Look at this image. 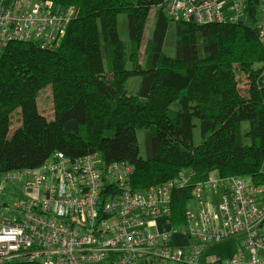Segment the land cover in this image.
I'll use <instances>...</instances> for the list:
<instances>
[{
  "label": "trees",
  "instance_id": "1",
  "mask_svg": "<svg viewBox=\"0 0 264 264\" xmlns=\"http://www.w3.org/2000/svg\"><path fill=\"white\" fill-rule=\"evenodd\" d=\"M37 1L74 7L77 14L57 48L15 41L0 55V174L39 167L60 151L70 158L96 153L103 165H129L133 190L181 172L192 183L213 175H258L264 160V46L256 29L172 21L161 7L164 0ZM153 8V28L143 45ZM119 14L127 18V42L119 37ZM170 23L173 56L163 50ZM133 77L140 83L129 95L126 83ZM48 86L52 119L37 108V96ZM242 122L248 124L243 135ZM139 130L145 131L143 155ZM185 208L180 191L172 198L174 226L184 221Z\"/></svg>",
  "mask_w": 264,
  "mask_h": 264
},
{
  "label": "built area",
  "instance_id": "2",
  "mask_svg": "<svg viewBox=\"0 0 264 264\" xmlns=\"http://www.w3.org/2000/svg\"><path fill=\"white\" fill-rule=\"evenodd\" d=\"M161 7L172 21L253 27L264 46V0H164ZM76 14L50 1L0 0V55L15 41L57 48ZM130 171L103 165L96 153L55 151L39 167L1 173L0 262L264 264V160L255 177L192 183L181 172L142 190L131 188ZM180 191L184 221L174 226L172 198ZM225 241L235 245L232 256L211 252Z\"/></svg>",
  "mask_w": 264,
  "mask_h": 264
},
{
  "label": "rangeland",
  "instance_id": "3",
  "mask_svg": "<svg viewBox=\"0 0 264 264\" xmlns=\"http://www.w3.org/2000/svg\"><path fill=\"white\" fill-rule=\"evenodd\" d=\"M154 12L155 9H151L150 14L147 18L146 21V26H145V32H144V37H143V41L142 44L144 45V43L146 42V40L149 38V35L152 31L153 28V24H154ZM118 20V31H119V37L122 41L127 42L128 39V33H127V18L125 14H119L117 17ZM143 47V46H142ZM174 47H175V32H174V26L173 23H170V25L168 26L166 35H165V39H164V43H163V50L165 52V54L169 55V56H173L174 55ZM139 83H140V78L139 77H133L130 78L127 83H126V90L127 93L129 95H134L139 87ZM242 86V84H241ZM37 108L39 110V112L45 116L47 119H52V94H51V89L50 87H45L44 89H42L38 96H37ZM19 110L14 111L11 114V117L13 115L16 116V118H13V127L15 128V126H17L19 118H18V114ZM195 123H197L194 120ZM248 128V124L246 122H242L241 124V135H243L245 133V131ZM12 132V130H11ZM144 135H145V131L143 130H139L137 132V138H138V146H139V153L140 155H143L144 153ZM200 142V135H199V130L198 127L196 126L193 129V144L194 145H198ZM9 186H7L5 188V192L7 195H9ZM10 197L7 196V200L9 201ZM233 244V243H232ZM234 247V244H233ZM232 248V245H231Z\"/></svg>",
  "mask_w": 264,
  "mask_h": 264
},
{
  "label": "crops",
  "instance_id": "4",
  "mask_svg": "<svg viewBox=\"0 0 264 264\" xmlns=\"http://www.w3.org/2000/svg\"><path fill=\"white\" fill-rule=\"evenodd\" d=\"M233 244L231 241H225L223 243L214 245L211 249V252L214 253L215 255H219L220 257H225V258L230 257L235 252V245L233 247Z\"/></svg>",
  "mask_w": 264,
  "mask_h": 264
}]
</instances>
